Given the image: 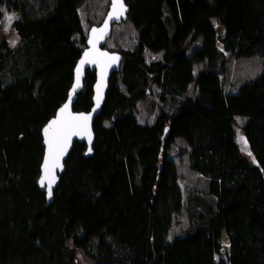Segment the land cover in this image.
<instances>
[{
    "label": "trees",
    "instance_id": "1",
    "mask_svg": "<svg viewBox=\"0 0 264 264\" xmlns=\"http://www.w3.org/2000/svg\"><path fill=\"white\" fill-rule=\"evenodd\" d=\"M83 2L0 0V30L4 8L15 11L20 39L13 47L0 36V264H82L79 254L92 264H264V0H125L136 45L118 50L93 156L75 144L49 204L38 187L42 133L86 48ZM147 50L162 58L148 62ZM255 57L261 73L229 91L228 58ZM95 82L88 70L75 112L90 111ZM150 96L158 113L141 123L138 106ZM176 138L207 181L186 199L169 156ZM183 210L189 227L169 239Z\"/></svg>",
    "mask_w": 264,
    "mask_h": 264
},
{
    "label": "water",
    "instance_id": "2",
    "mask_svg": "<svg viewBox=\"0 0 264 264\" xmlns=\"http://www.w3.org/2000/svg\"><path fill=\"white\" fill-rule=\"evenodd\" d=\"M129 8L125 0H111L109 10L100 25L92 26L87 36L86 48L74 70V81L67 101L43 129L45 149L38 180L39 189L53 202L54 192L65 171V162L76 143L86 144L85 157L93 156L95 142L94 121L102 113L112 76L121 70L123 56L106 48L113 27L128 20ZM96 74L93 86L92 108L88 112H75L74 103L84 89L87 71ZM63 109V111H61ZM52 121H56L49 127ZM45 129H48L47 133Z\"/></svg>",
    "mask_w": 264,
    "mask_h": 264
},
{
    "label": "rangeland",
    "instance_id": "3",
    "mask_svg": "<svg viewBox=\"0 0 264 264\" xmlns=\"http://www.w3.org/2000/svg\"><path fill=\"white\" fill-rule=\"evenodd\" d=\"M111 0H84L83 4L79 7L78 12L81 18L84 35L87 37L89 30L92 26L100 25L106 17L109 10ZM33 3V2H32ZM7 16H14V19L9 25ZM18 19V14L15 11L7 10L4 8V16L2 20V28L0 30V36L5 39L13 47L17 46L20 42L19 36L13 28V23ZM218 33H223V28L215 22ZM138 32L134 25L130 21H125L121 24H116L113 27V33L107 42V49L113 52L118 50H132L137 42ZM76 39L80 47L82 45L81 36L77 35ZM203 44V38L199 37L194 42L188 43V55H192L193 51ZM163 53H154L149 50L146 51L148 62L157 61L162 58ZM224 57H222L223 59ZM221 59V60H222ZM221 60L217 63L219 70H222ZM204 69V64H196L194 75L197 76L200 71ZM262 70V59L255 57L251 59L237 60L235 58H228L227 65L223 69L224 73H221V78L225 82V86L229 91L235 92L245 82L256 78ZM193 83L190 86L188 92L192 91ZM157 97L150 96L145 101L139 103L138 106V119L141 123H152L155 119L159 107L157 106ZM242 119L238 122L242 123ZM238 143L241 147V151L250 159H253L251 151L244 141L245 138L239 132ZM187 144L183 138H176L169 153L170 158L175 161L178 166L180 180L179 183L182 188L184 199L190 189L198 186L206 185L207 181L201 175L194 173L189 167V158L187 153H182L181 150L185 149ZM250 153V154H249ZM189 218L185 210L176 214L174 223L169 233V239H172L176 235L183 234L189 227ZM79 261L82 264L90 263L82 254L78 256Z\"/></svg>",
    "mask_w": 264,
    "mask_h": 264
},
{
    "label": "snow or ice",
    "instance_id": "4",
    "mask_svg": "<svg viewBox=\"0 0 264 264\" xmlns=\"http://www.w3.org/2000/svg\"><path fill=\"white\" fill-rule=\"evenodd\" d=\"M14 19V16H7V20H8V22H9V25H11V22H12V20ZM61 111H63V109L61 110ZM56 123V121H52L51 123H50V125H49V127H51L53 124H55ZM47 131H48V129H45V132L47 133ZM245 142V144L247 143L246 141H244ZM250 154V153H249Z\"/></svg>",
    "mask_w": 264,
    "mask_h": 264
}]
</instances>
